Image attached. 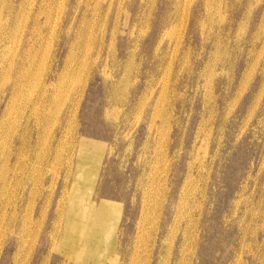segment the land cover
I'll list each match as a JSON object with an SVG mask.
<instances>
[{
  "label": "rangeland",
  "instance_id": "1",
  "mask_svg": "<svg viewBox=\"0 0 264 264\" xmlns=\"http://www.w3.org/2000/svg\"><path fill=\"white\" fill-rule=\"evenodd\" d=\"M10 100L0 264H264V0H0Z\"/></svg>",
  "mask_w": 264,
  "mask_h": 264
},
{
  "label": "bare ground",
  "instance_id": "2",
  "mask_svg": "<svg viewBox=\"0 0 264 264\" xmlns=\"http://www.w3.org/2000/svg\"><path fill=\"white\" fill-rule=\"evenodd\" d=\"M205 1L207 2V0H205ZM5 54L8 55V53H6L5 51L4 52H1V55H2L1 58L2 59L5 57ZM14 54L12 55V57L14 56ZM21 54H24V52L21 53ZM12 60L14 61V65H15V63L17 61H19V56L16 57V55H15V58H13ZM31 66H32L31 63H27L26 64V72H28L31 69ZM28 81H30V79H27L26 81L24 79L23 80H18L14 84L15 85V88H14V94H13V96L16 95V97H17L18 94L21 96L23 94V91H22L23 90V84L25 82H28ZM14 102L15 101L10 100L9 103L5 104V106H6L5 111H4V108L2 109V112L0 114V133H2L6 128H9L8 122L10 120H9V117H8V114L9 113H8L7 110H9L13 106ZM34 104L35 105L31 108V111L29 113L30 116L26 115L24 117V119H20L18 121H13V123H14L13 125H19V127H20L19 133L25 135L24 137H22V140H24L26 142H22V143H29L30 141H32L31 143H41V144H44L45 141L47 139H49V138L44 135L45 129L40 128V127L42 125L48 126L47 124L49 123V118H46V117H43L42 118L40 116V114H39V108H38V105H37L38 102H34ZM52 129H53V127L51 128V130ZM51 130H50V132H51ZM48 136L51 137V134L50 135L48 134ZM0 137H1V135H0ZM19 139H20V137L14 136L13 137V141L14 142H4V140L3 141L1 140L2 142H0V143H18L19 142Z\"/></svg>",
  "mask_w": 264,
  "mask_h": 264
}]
</instances>
